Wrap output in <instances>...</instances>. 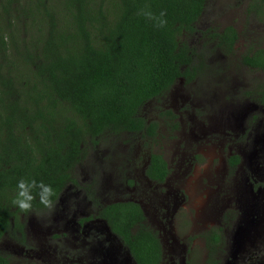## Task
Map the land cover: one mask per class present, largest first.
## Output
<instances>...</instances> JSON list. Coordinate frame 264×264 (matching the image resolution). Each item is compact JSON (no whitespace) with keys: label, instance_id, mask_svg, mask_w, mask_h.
<instances>
[{"label":"trees","instance_id":"16d2710c","mask_svg":"<svg viewBox=\"0 0 264 264\" xmlns=\"http://www.w3.org/2000/svg\"><path fill=\"white\" fill-rule=\"evenodd\" d=\"M248 1L246 12L264 22V0ZM206 2L0 0V240L27 214L11 204L19 179L51 184L58 199L93 147L155 137L157 124H147L142 109L179 79L188 83L204 71L188 39ZM145 7L166 12V26L140 15ZM212 37L233 54L234 28ZM240 63L264 71V50L250 47ZM260 89L264 95V83ZM151 166L160 172L151 177L162 181L161 157L152 156ZM97 207L138 264L158 263V239L137 205ZM41 209L34 201L33 211ZM0 264L9 261L0 255Z\"/></svg>","mask_w":264,"mask_h":264},{"label":"flooded vegetation","instance_id":"af4514ba","mask_svg":"<svg viewBox=\"0 0 264 264\" xmlns=\"http://www.w3.org/2000/svg\"><path fill=\"white\" fill-rule=\"evenodd\" d=\"M215 32L221 33L207 29V32L197 30L195 35L204 42L212 40L220 55L232 56L234 51L227 55L217 46L218 42L212 37ZM254 49L264 50V47L255 46ZM239 65L261 75L253 98L244 92L248 97L242 96L241 100L232 101L228 106L215 101L221 97L218 90L215 94L212 89L210 97H205L207 91L204 92L205 98L201 102L205 106L200 111L193 106V92L189 88L200 75L188 83L179 79L163 96L146 104L145 107H157L151 111L150 118L142 113L147 124H157L155 137L145 135L143 140L138 137V143L132 139V143L109 145L101 155L97 151L95 155L101 157L99 163L105 167L104 170L99 167L100 171L92 168L94 174H99L97 180L90 179L91 185L69 184L60 193L58 205L50 214H45L47 211L43 209L20 214L19 227L12 226L0 244L9 253L18 249L21 260L14 263L10 255H0L6 257L9 264H138L127 245L98 216V203L119 202L135 204L141 210L145 225L158 239L160 256L157 264H195L189 261L187 250L177 243L170 231L181 218L185 219L180 211L186 209L184 205L188 200L187 178L205 142L228 147L224 167L229 175L217 177L213 185L209 181L210 186L205 189L209 200L203 208L204 215L216 211L219 220L217 227L198 237L206 254L202 264H264V95L260 89L264 71ZM203 76L208 79L211 75L204 71ZM215 79L221 84L217 76ZM165 103L172 104L163 106ZM168 111L173 118L164 115ZM159 120L175 137H181L184 147L176 144L175 149L171 146L164 152L151 150L152 140L159 137ZM170 137L168 134V139ZM105 156H109L106 161L102 160ZM152 156L161 157L165 163L167 173L162 181L151 177L160 175L151 166ZM105 175L116 181L117 187L112 186L114 199L102 198L106 192L99 191ZM34 212L44 215L36 217ZM234 242L238 245L235 252L232 251Z\"/></svg>","mask_w":264,"mask_h":264},{"label":"rangeland","instance_id":"374dc122","mask_svg":"<svg viewBox=\"0 0 264 264\" xmlns=\"http://www.w3.org/2000/svg\"><path fill=\"white\" fill-rule=\"evenodd\" d=\"M248 3V0H207L203 14L197 22L198 29H196L205 32H207V29L220 32L227 27L234 28L239 38L232 56L225 57L220 55L214 49L215 43L212 40H205L204 42L203 39L198 38L196 35L188 39L189 45L192 46L194 51V62L198 63L200 61L199 63L204 66V71L211 75L210 78L206 79L202 73L193 85H189L190 90L193 92L191 100L197 110L201 111L205 106L201 99L206 96H212V89H215V94L218 90V96L221 97L219 99L215 98V101H222L228 106L231 105L232 101L241 100L242 96L253 98L256 94V85H258V81H261V75L239 65L240 58L248 47H264V22L246 12ZM222 74H224V77ZM216 76L222 81L220 82L221 84L216 82ZM206 91L207 93L204 94ZM244 92H247L248 96H245ZM203 94L205 97H203ZM171 104L165 103L163 106H170ZM156 108V106L152 108L147 106L142 109V112L146 114L147 118H150L151 111ZM158 134L159 137L152 140L154 145H150L152 151L155 150L156 152L161 149L164 152V149L171 146L175 149L177 147L176 144L184 147L181 137H175L162 122L159 123ZM168 134H171L169 139ZM107 148L99 145L97 148L89 150L87 158L76 169L77 186L79 182L91 185L92 183H89L90 179L91 181L97 180L96 178H98L99 174H94L95 171L93 172L92 168L100 171L99 167L103 170L105 167L102 166L104 164L99 163V158L96 157L95 153L100 151L99 155H101ZM200 151L201 153L197 154L196 164L187 178L189 181L188 200L184 205L186 209H181L180 211L181 214H184L185 219L181 218L177 225H173V229L170 231L177 243L187 250L189 261L195 264H202L206 257L202 240L198 237L208 229L217 227L219 220L216 211L212 215L208 216L206 213L204 215L203 208L209 200V193L205 189L210 186L208 184L209 181L213 185L218 180L217 177L221 178L224 175H229L226 167H224L228 156V147L226 145L222 147L218 143L205 144L204 142ZM111 179L107 175L102 178L101 188L104 189H101V192H106L105 195H102V198H115V191L112 186L115 185L117 187V185L115 184L116 181ZM69 191H73V189ZM78 197L81 198V196ZM45 214L49 213L45 212ZM33 215L39 217L44 214L34 212ZM18 220L20 221L21 217ZM0 247V254L6 253L10 255L14 263L21 260L18 255V249L14 250V253H9L3 248L2 244H0Z\"/></svg>","mask_w":264,"mask_h":264},{"label":"clouds","instance_id":"9594fccd","mask_svg":"<svg viewBox=\"0 0 264 264\" xmlns=\"http://www.w3.org/2000/svg\"><path fill=\"white\" fill-rule=\"evenodd\" d=\"M148 20L153 21L155 26L163 28L167 24L166 12L161 11L159 15L154 14L148 7L140 12ZM38 201L43 210L49 214L55 210L57 193L51 184L43 181H37L34 178H21L17 181L15 194L11 204L21 213H31L33 211V202Z\"/></svg>","mask_w":264,"mask_h":264},{"label":"water","instance_id":"95a60500","mask_svg":"<svg viewBox=\"0 0 264 264\" xmlns=\"http://www.w3.org/2000/svg\"><path fill=\"white\" fill-rule=\"evenodd\" d=\"M237 248H238V245H237L236 242H234L233 245H232V251L235 252Z\"/></svg>","mask_w":264,"mask_h":264}]
</instances>
